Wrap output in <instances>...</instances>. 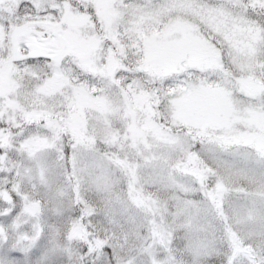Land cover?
<instances>
[{
	"label": "snow or ice",
	"instance_id": "snow-or-ice-1",
	"mask_svg": "<svg viewBox=\"0 0 264 264\" xmlns=\"http://www.w3.org/2000/svg\"><path fill=\"white\" fill-rule=\"evenodd\" d=\"M0 264H264V0H0Z\"/></svg>",
	"mask_w": 264,
	"mask_h": 264
}]
</instances>
